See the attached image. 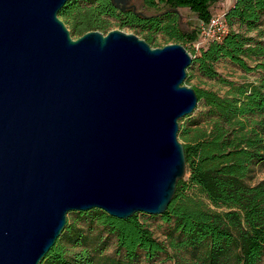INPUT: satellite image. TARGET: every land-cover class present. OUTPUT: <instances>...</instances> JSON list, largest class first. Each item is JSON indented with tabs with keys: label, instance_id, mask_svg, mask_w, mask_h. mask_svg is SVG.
<instances>
[{
	"label": "water",
	"instance_id": "95a60500",
	"mask_svg": "<svg viewBox=\"0 0 264 264\" xmlns=\"http://www.w3.org/2000/svg\"><path fill=\"white\" fill-rule=\"evenodd\" d=\"M69 1L0 0V264H41L70 213L162 216L187 175L193 57L122 30L74 39Z\"/></svg>",
	"mask_w": 264,
	"mask_h": 264
},
{
	"label": "trees",
	"instance_id": "16d2710c",
	"mask_svg": "<svg viewBox=\"0 0 264 264\" xmlns=\"http://www.w3.org/2000/svg\"><path fill=\"white\" fill-rule=\"evenodd\" d=\"M144 3L157 11L148 19L120 11L111 0H70L59 17L79 37L104 31L109 19H116L140 32L153 48L157 35L167 45L186 48L200 40V33L183 29L180 10H190L204 23L217 16V0ZM223 15L230 32L222 42L203 47L190 70L218 79L216 64L229 60L244 72L260 71L261 77L243 84L223 80L229 88L225 96L195 88L202 107L181 129L188 140L187 175L161 216L170 227L166 239H157L140 214L119 220L98 209L76 212L41 264H157L163 255L174 264L263 263L264 180L253 181L264 169V43L249 34L262 33L264 0H235ZM248 60L256 64L250 66ZM112 240L116 250L110 255Z\"/></svg>",
	"mask_w": 264,
	"mask_h": 264
},
{
	"label": "rangeland",
	"instance_id": "374dc122",
	"mask_svg": "<svg viewBox=\"0 0 264 264\" xmlns=\"http://www.w3.org/2000/svg\"><path fill=\"white\" fill-rule=\"evenodd\" d=\"M235 0H217V3L214 8V15H223L226 11H228L234 4ZM132 5L137 7V11L140 13H143L146 16H152L157 13L156 10L150 9L145 6L144 0H132ZM181 22L182 27L184 30L190 32L193 29H196L199 31V25L200 21L198 20V17L196 14L192 13L188 9H181ZM68 29L70 30V26H68ZM113 30H122L125 33L128 34H134L138 36L140 39L143 40V36L140 32L135 31L128 27H122L119 20L116 19H109L108 27L104 31H99L103 34H107L110 31ZM234 30H238V27L235 26ZM71 31V30H70ZM262 33L259 32H252L249 34L250 37L255 38L258 42L264 43V22L261 26ZM74 39H78L79 36L72 34ZM174 44V43H171ZM167 45L166 40L162 35L155 36V46L156 48H162ZM186 49L190 53V55L195 59L196 57L200 56V52L198 51L193 44L186 45ZM248 63L250 66H254L256 62L248 60ZM216 70L219 74L218 79H208L203 76H201L197 71H191L190 68L188 70V78L185 81V85L191 88H196L200 90H213L220 94L221 96H225L228 87L225 85L223 80H227L236 84H243V83H252L259 80L261 77V72H251L247 73L244 72L240 67L234 65L229 60H221L216 64ZM199 109L191 116L185 117L180 120V132H179V138L180 141L183 144H186L188 140L183 137L181 129L183 127H186L199 113L202 103L199 104ZM264 180V169H258L256 173V177L253 181L254 184H258ZM72 213L69 214L68 220L73 219ZM141 219L143 222H145L153 231L155 237L159 239L160 241H163L166 239V235L170 230L169 225L165 224L163 220L161 219V216H149L145 214H140ZM116 250V241L112 240L110 241V247L108 250V254L113 255ZM157 264H174L173 261L168 260L166 256H161V258L158 260ZM264 264V261L263 263Z\"/></svg>",
	"mask_w": 264,
	"mask_h": 264
},
{
	"label": "built area",
	"instance_id": "2783aa9c",
	"mask_svg": "<svg viewBox=\"0 0 264 264\" xmlns=\"http://www.w3.org/2000/svg\"><path fill=\"white\" fill-rule=\"evenodd\" d=\"M229 32L230 26L225 15L214 16L207 23L200 22V40L194 46L200 51L209 42H222Z\"/></svg>",
	"mask_w": 264,
	"mask_h": 264
},
{
	"label": "crops",
	"instance_id": "0c3cea01",
	"mask_svg": "<svg viewBox=\"0 0 264 264\" xmlns=\"http://www.w3.org/2000/svg\"><path fill=\"white\" fill-rule=\"evenodd\" d=\"M226 12H227V11H226ZM226 12H225V13H226ZM225 13H224V14H225Z\"/></svg>",
	"mask_w": 264,
	"mask_h": 264
},
{
	"label": "flooded vegetation",
	"instance_id": "af4514ba",
	"mask_svg": "<svg viewBox=\"0 0 264 264\" xmlns=\"http://www.w3.org/2000/svg\"><path fill=\"white\" fill-rule=\"evenodd\" d=\"M131 4H132V2H131Z\"/></svg>",
	"mask_w": 264,
	"mask_h": 264
}]
</instances>
